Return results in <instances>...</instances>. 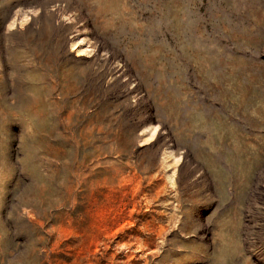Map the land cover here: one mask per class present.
I'll return each mask as SVG.
<instances>
[{"label":"rangeland","instance_id":"rangeland-1","mask_svg":"<svg viewBox=\"0 0 264 264\" xmlns=\"http://www.w3.org/2000/svg\"><path fill=\"white\" fill-rule=\"evenodd\" d=\"M0 264H264V0H0Z\"/></svg>","mask_w":264,"mask_h":264}]
</instances>
